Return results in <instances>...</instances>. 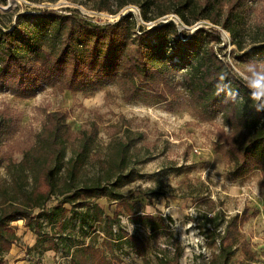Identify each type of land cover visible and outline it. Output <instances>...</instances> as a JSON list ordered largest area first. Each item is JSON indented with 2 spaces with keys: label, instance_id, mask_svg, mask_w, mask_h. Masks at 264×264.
<instances>
[{
  "label": "trees",
  "instance_id": "16d2710c",
  "mask_svg": "<svg viewBox=\"0 0 264 264\" xmlns=\"http://www.w3.org/2000/svg\"><path fill=\"white\" fill-rule=\"evenodd\" d=\"M95 2L94 10L110 14L135 4L145 23L169 14L186 26L205 20L229 34L231 44L241 52L237 59L246 62L264 56V33L247 47L243 41L244 20L252 11L253 0H118L114 9L109 0ZM135 30L131 14L104 27L52 10L17 14L11 27L4 28L0 23V87L30 98L57 84L83 94L118 84L133 94L164 99L177 95L179 86L174 87L172 79L178 76L186 94L206 113H220L235 133L236 138L219 135L220 143L235 161L231 175L241 177L264 169V100L253 99L252 89L214 52L213 45L221 43L219 32L213 28L178 32L171 21ZM68 119L67 112L48 113L35 147L9 169L10 184L3 188L0 198V264H5V255L19 241L11 228L16 221H23L37 236L35 247L47 244L41 251H61L70 257V264L118 263L112 250L116 241H125L137 256H144L145 242L120 226L117 212L113 217L106 215L96 203L98 199L117 201L133 222L153 233L166 229L163 218L136 215L123 200L120 190L138 177L129 168L134 138L113 142L100 173L84 178L96 129L82 136L73 156L67 159ZM17 126L12 117L0 119V141L12 136ZM2 163L0 156V166ZM59 179L62 199L46 209ZM64 205H70V210ZM35 210L40 212L35 215ZM69 211L72 216L66 221ZM258 214V210L244 208L227 220L221 213L204 216L214 231L223 228L222 232L207 235L210 245L218 237V252L212 254L214 264H234L239 228ZM41 217L57 230L45 233ZM74 220L82 234L89 236L88 242L73 244L71 237L64 235ZM101 226L105 237L98 245L95 232ZM243 255L248 262L253 261L247 247ZM180 258V251L175 249L170 258L159 259L158 263L179 264Z\"/></svg>",
  "mask_w": 264,
  "mask_h": 264
},
{
  "label": "rangeland",
  "instance_id": "374dc122",
  "mask_svg": "<svg viewBox=\"0 0 264 264\" xmlns=\"http://www.w3.org/2000/svg\"><path fill=\"white\" fill-rule=\"evenodd\" d=\"M98 0H0V23L4 28L13 25L17 14L40 13L52 10L58 15H71L94 26L104 27L131 14L139 26L151 28L158 23L173 22L178 32H193L198 28H213L220 34L221 43L213 45L219 59L231 68L237 77L259 96L264 87L255 88L260 73H264V56L246 62L237 59L241 54L231 44L230 36L219 27L202 20L192 26L184 25L177 16L169 14L153 22H143L139 7L128 4L115 14L94 10ZM118 0H109L116 7ZM245 46L264 33V0H253L252 11L244 20ZM247 49V48H246ZM245 49V50H246ZM177 95L160 98L152 94H133L118 84H107L93 94H83L65 89L62 85L45 87L30 98H23L0 87V119L12 117L18 123L15 133L0 141V198L3 188L10 184V167L21 162L26 152L36 144L48 113L67 112L70 130L66 158L73 156L82 136L96 129V139L88 156L84 178L99 174L110 154L113 142L134 138L130 150L129 168L138 174L135 181L120 191L136 215L163 218L166 229L151 232L148 227L131 220L117 201L98 199L97 204L105 214L113 217L117 212L120 226L129 234L138 235L146 244L144 256H137L125 241H116L112 250L118 257L116 264H159L158 260L170 258L175 249L181 253L179 264H214L212 254L217 253L218 237L210 245L207 235L214 231L205 223L204 216L219 213L225 219L240 214L244 208L258 210L259 214L239 228L234 264H264V169L259 168L241 177L232 176L235 161L220 143L219 135L236 138L233 130L223 121L220 113H206L199 102L190 98L181 87V79L174 76ZM241 134V133H240ZM237 134V135H240ZM140 136V137H137ZM62 179L57 191L46 204L55 206L62 197ZM70 210V205H64ZM39 210H35L36 215ZM72 216L69 211L66 221ZM43 231L49 234L57 227L41 217ZM11 228L19 241L5 255V264H70V257L61 251H41L35 247L37 236L23 221ZM117 233V229L114 228ZM97 244L105 237L103 226L98 228ZM73 244L89 241L80 231L77 221L64 232ZM253 253L248 262L243 249Z\"/></svg>",
  "mask_w": 264,
  "mask_h": 264
},
{
  "label": "clouds",
  "instance_id": "9594fccd",
  "mask_svg": "<svg viewBox=\"0 0 264 264\" xmlns=\"http://www.w3.org/2000/svg\"><path fill=\"white\" fill-rule=\"evenodd\" d=\"M260 64L262 66H264V62H261ZM258 75H259V79L256 80L254 87L255 88H262V87H264V73H260ZM251 95H252L253 99L264 100V95H261L260 97L257 98L254 91H252Z\"/></svg>",
  "mask_w": 264,
  "mask_h": 264
}]
</instances>
